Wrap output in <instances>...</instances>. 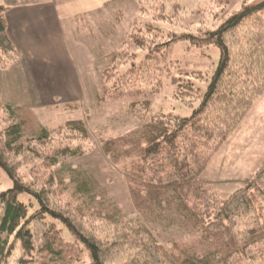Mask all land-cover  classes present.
Returning <instances> with one entry per match:
<instances>
[{
  "label": "trees",
  "instance_id": "16d2710c",
  "mask_svg": "<svg viewBox=\"0 0 264 264\" xmlns=\"http://www.w3.org/2000/svg\"><path fill=\"white\" fill-rule=\"evenodd\" d=\"M171 1L152 2L169 12ZM222 13L213 29L166 40L154 24L135 25L108 51L96 106L122 103L140 122L136 131L99 137L95 146L82 119L47 129L33 112L0 104V169L13 184L0 192V264H11L16 250L17 264H264V172L227 199L201 179L264 93V0ZM5 15L0 6V68L20 57ZM177 41L218 50L210 78L176 69L170 52ZM166 82L183 105L198 104L190 116L152 112V95ZM97 148L118 168L133 208L151 221L177 220L181 240L163 245L98 190L91 172L75 164ZM27 164L29 183L17 177Z\"/></svg>",
  "mask_w": 264,
  "mask_h": 264
},
{
  "label": "rangeland",
  "instance_id": "374dc122",
  "mask_svg": "<svg viewBox=\"0 0 264 264\" xmlns=\"http://www.w3.org/2000/svg\"><path fill=\"white\" fill-rule=\"evenodd\" d=\"M152 1L157 2V0H141L139 6L135 0H114L101 12H94L84 22L67 29L65 37L80 89H77L74 99L69 98L67 102L58 100L38 102L34 100L37 95L36 92L33 94L32 84L29 83L28 78L15 80L11 75L9 77L11 82L8 85L12 84L11 87L17 94L11 93L9 97H6L7 94L0 96L3 98L0 104L29 108L36 116L38 126L47 129L57 127L69 120L82 119L95 146H98L99 137L109 139L126 135L140 129L141 124L126 115L122 103L106 104L103 108L100 107V110L96 106L100 94L98 72L107 65L108 51L115 46L118 47L120 41H125L135 25H156V29L164 35L163 40L173 34L197 35L201 30L213 29L218 25L215 20L224 13L222 9L228 14H233L246 3L254 4L261 0H176L171 1L172 7L169 12L166 6L163 7L165 10L163 12V9H160L161 4L157 2L159 6ZM151 8L153 10H149ZM171 48L170 60L176 63V69L181 72L201 74L208 79L217 68L219 52L214 47L201 46L194 41H177ZM17 61H12L6 68H0V71L10 68ZM21 66L18 65L14 70L18 76L24 72L19 68ZM45 87L41 86L43 92L46 90ZM141 88L144 90L147 87ZM157 90L158 93L152 95L151 110L154 113H172L179 117H188L198 105L194 103L190 108L176 100L173 88L167 82ZM75 164L80 165L84 171L91 172V179L94 180L98 190L103 191L106 196L120 205L124 218L144 222L163 245L166 242L181 240L185 232L179 230L177 220L172 223L165 220L151 221L133 208L118 168L111 165L98 148L92 155L76 161ZM263 164L264 93L254 101L238 129L212 158L201 179L207 182L219 197L227 199L255 179L260 172H264ZM31 167V164L20 167L17 170V177L29 183L33 178ZM12 187V181L0 169V192ZM60 199L66 201L70 199V195L68 193L61 195ZM18 200L27 206L31 202L25 194L19 195ZM64 232L65 239H69V233ZM18 257L19 251L16 250L11 264H17Z\"/></svg>",
  "mask_w": 264,
  "mask_h": 264
},
{
  "label": "crops",
  "instance_id": "0c3cea01",
  "mask_svg": "<svg viewBox=\"0 0 264 264\" xmlns=\"http://www.w3.org/2000/svg\"><path fill=\"white\" fill-rule=\"evenodd\" d=\"M113 1L0 0V6L6 8L7 35L21 55L10 68L0 71V96L17 94L12 84L8 85L13 75L15 80L28 78L38 102L74 99L80 90L79 80L65 34L69 27L101 12ZM18 65L24 70L20 76L14 71ZM41 86H46L44 92Z\"/></svg>",
  "mask_w": 264,
  "mask_h": 264
}]
</instances>
